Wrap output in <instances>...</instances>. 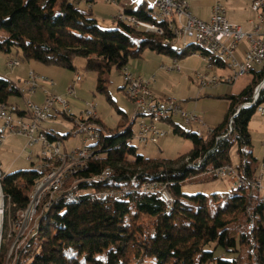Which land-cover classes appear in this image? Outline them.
I'll list each match as a JSON object with an SVG mask.
<instances>
[{
    "label": "trees",
    "instance_id": "16d2710c",
    "mask_svg": "<svg viewBox=\"0 0 264 264\" xmlns=\"http://www.w3.org/2000/svg\"><path fill=\"white\" fill-rule=\"evenodd\" d=\"M150 12L144 6L126 10L128 16L158 24L163 34L120 22L119 28L104 29L92 10L80 8L77 0H0V51L9 53L16 49L24 59L71 70H75V58L83 57L85 69L97 73L98 88L105 90L112 68L123 70L145 48L176 59L188 55L190 49L192 53L201 50L194 42L181 50L173 49L172 43L166 42L174 40L173 32ZM136 36L142 40L134 50ZM201 54L215 66L226 64L206 51L201 50ZM252 72L255 77L247 88L238 95H227L231 103L225 120L210 128L206 136L172 121L174 132L193 142L189 153L174 160L144 157L132 144L133 130L118 127L100 144V160L90 162L84 174L67 177V181L78 178L82 182L87 175L91 186L83 187L94 189L119 187L124 179L127 188H131L134 176L139 182L144 176L148 180L168 181L174 197L170 208L154 193L138 194L133 190L123 199H100L92 194L59 199L48 209L42 206L36 232L17 256H9L15 236L11 225L18 221L21 211L28 209L37 180L46 173L33 168L4 172L6 209L0 264H264V197L248 186L233 184L226 204L212 210L207 195L183 192L189 178L214 167L232 165L230 150L235 144L240 157H244L237 170L249 180L257 175L249 159L255 158L252 152H246V147L251 145L249 123L257 105L264 103V89L255 105L242 108L233 117L229 131L230 119L239 105L253 99L255 88L264 79V67ZM20 98L18 85L1 76L0 104L20 102ZM103 169L112 171V182L93 181V176ZM203 177L218 178L213 174ZM220 198L214 194L215 201ZM211 243L222 246L232 257H217L206 248Z\"/></svg>",
    "mask_w": 264,
    "mask_h": 264
},
{
    "label": "built area",
    "instance_id": "2783aa9c",
    "mask_svg": "<svg viewBox=\"0 0 264 264\" xmlns=\"http://www.w3.org/2000/svg\"><path fill=\"white\" fill-rule=\"evenodd\" d=\"M95 0H77V5L84 2ZM115 2L116 0H106ZM252 10L257 14L258 22H255L250 29H245L242 25L232 22L228 19L221 0H215L212 7V15L209 21L195 16L187 0H157L154 15L162 18H170L173 25L174 40H167L173 43L175 40L184 41L188 38H198L208 44L214 45L220 52H224L228 59L229 75L208 76L207 74H197V79L202 88L219 87L224 84L234 83L238 78L246 73L252 72L256 67H264V0H254L251 5ZM117 22L130 24L138 29H154L152 25L141 21L138 18L129 17L126 11L121 8L115 17ZM247 40L248 47L244 50L242 59L237 56V50L240 43ZM197 54L194 52L192 55ZM203 58L207 60L204 56ZM208 61V60H207ZM209 63V62H208ZM19 59L7 60V66L13 70L21 65ZM210 67L215 65L209 63ZM169 70L181 71L182 67L178 61L168 67ZM125 78L124 91L131 100L134 107V116L132 120L121 129L131 128L132 139L137 140L143 145H158L162 137L169 134V130L159 126L160 115L179 117L187 125L200 124L207 128L204 119L195 112H189L183 108L181 103L170 97H160L152 89V83L155 77H144L143 75L123 69ZM83 76L76 73L67 88V97L53 92L56 81L34 69H29L26 77L13 81L21 85L23 97L20 102H11L0 104V125L4 128V136L0 138V146L6 135H17L27 139V147H38L36 151H30L28 159L33 163V169L40 173H47V180H42L39 190H35L33 203L29 211H21L19 220L20 227L23 229L25 221H31L32 214L35 213L40 202H47V209L52 202L62 199H50L49 191L57 186H65V193L62 195H79L85 192H95L96 195H102L104 192H114L119 195V199L125 198L129 190H156V195L160 196L170 208L174 203V197L171 192L170 182L160 181L157 185H148V176L141 178V185L134 188H106L94 189L83 186H91V179L78 182L74 191H66V178L75 174H84L88 169L90 162L100 160V144L105 137L114 132L106 131L102 124L100 114L97 109V103L94 100L83 101L80 106H75L70 101L71 97H76L77 87L82 83ZM264 89V79L255 88L253 99L243 103L238 110L249 108L255 105ZM38 90H42L44 100L41 104L32 100V95ZM256 111L264 118V103L258 104ZM229 122V131L232 130L233 117ZM64 116L74 122V128L66 134L64 138L52 129L44 126L51 119ZM138 123L137 129H133V124ZM80 137L77 146L67 147L66 139L70 136ZM88 137H97V144H88ZM221 136L218 137V139ZM264 146V140H263ZM1 155V153H0ZM68 158V165L61 168H52L51 159ZM36 159V161H35ZM199 160V159H198ZM197 160V161H198ZM206 173L216 175L221 178H229L232 184H241L250 187L259 196L264 197V159L261 169L257 175L249 180L241 174L233 165L226 164L214 167ZM205 173V174H206ZM4 174L0 166V178ZM105 177V169L101 175L96 178ZM95 178V179H96ZM1 207H5L4 192H0V223ZM19 225V224H18ZM29 231L30 235L34 231Z\"/></svg>",
    "mask_w": 264,
    "mask_h": 264
},
{
    "label": "rangeland",
    "instance_id": "374dc122",
    "mask_svg": "<svg viewBox=\"0 0 264 264\" xmlns=\"http://www.w3.org/2000/svg\"><path fill=\"white\" fill-rule=\"evenodd\" d=\"M93 12L94 16H98L99 13L101 14L102 17L99 19V24L102 28L115 29L120 27L117 21L108 25L107 2L100 0L97 6H94ZM1 36H3V33H0V38ZM141 40L142 37L136 36L134 38V50L139 47ZM191 42H195L194 38H188L184 41L175 40L171 46L173 49L181 50L186 44ZM247 47V40H243L236 53L239 59H242L240 53ZM189 52L192 53L193 50L190 49ZM195 52L197 54L192 55L193 53H189L181 59H176L168 53L157 52L150 48H145L140 56L132 57L124 69H128L134 73L140 72L141 74L147 72L151 77L154 76L155 81L152 85L154 88H157V90H160L162 96L174 98L181 103L185 110L197 113L204 119L208 128L216 127L225 120L229 112L231 100L227 95L240 94L253 82L255 75L253 72H250L240 76L234 83L224 84L219 87L202 88L197 79V74L221 76L229 75L230 70L226 67H210L208 61L203 58L201 50L197 49ZM9 59H19L22 64L11 70L7 66V60ZM175 60L181 65V71L168 69ZM29 65H33L32 67L34 68V65L47 67L46 69L49 71L48 76L56 81L54 93L64 97H67V88L74 75L76 73L82 75L83 81L77 87L76 97H71L70 101L73 104L74 110L77 111L75 106H80L83 101L94 100L97 103V109L106 131L115 130L118 127L123 128L132 120L135 112L131 100L124 91L125 78L123 70H117L115 67L112 68L107 75L106 89L101 90L98 88L97 73L85 69V59L83 57L75 58V70H71L60 66L46 65L34 59H24L22 54L16 49H12L9 53L0 51V77H9L14 81H18L19 78L23 77L24 69L27 68V66L30 67ZM259 69H261L259 66L255 68V70ZM31 97L32 100L38 104H41L44 100V96L40 91ZM241 105H239V107ZM173 121L176 124H180L186 130H192L204 136L207 134V128L203 125H185L179 117H174ZM137 125L138 123H134L133 129L136 130ZM44 126L54 130L61 136H65L74 128V122L64 116H59L46 122ZM159 126L170 132L168 135L161 138L158 145H143L137 140H132V144L136 146L139 154L152 159L174 160L189 153L194 148V144L190 139L174 132V125L169 126L167 123H162L159 124ZM249 128L251 132V145L246 147V152L253 153V157L256 160L252 157L249 159L252 167L259 172L264 158V118L257 111L249 123ZM79 142L80 137L76 135L70 136L66 139V146L71 148L77 146ZM33 150L37 152L38 147H27V139L25 137L12 134L6 135L0 146V166L2 170L9 173L33 168L32 161L28 159L29 152ZM230 157L231 163L235 167L240 163L241 159H244V157H240L237 144L231 148ZM206 174L212 175L210 173ZM206 174L203 173L189 178L183 185V192L187 195H194L197 193L207 195L209 206L212 210H215L219 206H224L226 204V195L233 193L232 188L234 185L229 178L218 177L207 180L203 177ZM215 193L221 196L218 201L214 200ZM182 199L189 202V199L186 197H182ZM43 203L44 202H42V204ZM4 209H6V202ZM41 212L42 208L40 207L37 212V221L34 220L32 224L24 226L23 229L20 227L22 221L19 219L11 225V232L13 234L15 233V236H13V240L10 244L9 256L12 253L14 256L19 254V250L24 246L29 237L32 236L29 231L33 228L35 223L38 222ZM3 231L4 214L2 229L0 231V250L3 241ZM206 248L214 251L217 257H232L231 252L226 251L222 246H218L215 243H211Z\"/></svg>",
    "mask_w": 264,
    "mask_h": 264
},
{
    "label": "crops",
    "instance_id": "0c3cea01",
    "mask_svg": "<svg viewBox=\"0 0 264 264\" xmlns=\"http://www.w3.org/2000/svg\"><path fill=\"white\" fill-rule=\"evenodd\" d=\"M99 1L100 0L84 2L81 5H79V7L82 9H91L93 12L94 6L95 5L97 6ZM103 1L107 2V23L109 25L116 21L115 19L116 14L121 8H123L125 11L126 10L131 11V10L138 9L140 6H144L145 9L151 10L150 13H152L155 9L157 0H116L115 2H108L106 0H103ZM187 1L189 2L190 9L195 16L205 21L210 20L211 15H212V7L215 3V0H187ZM253 1L254 0H221V3L225 9L226 15L229 20L242 25L245 29H250L255 22L259 21L257 18V14L251 8ZM101 17L102 16L100 13L98 16H95L98 22H99V19H101ZM240 54L243 56L244 51H242ZM29 66L30 67L27 66V68L24 69L23 77L19 79L25 78L29 69H35L36 71L42 74H45L47 76L49 75L48 73L49 71L48 69H46L47 67L45 66L42 67L40 65L39 66L34 65L35 68L32 67L33 65L32 66L29 65ZM136 74L143 75L144 77H151V75L148 74L147 72L142 73V74L140 72H136ZM9 79L11 81H14L12 78H9ZM54 89H55V86L52 89L53 92H54ZM152 89L158 96L164 97L162 96L160 90H157V88H154L153 85H152ZM38 91H40L43 95L42 90H38ZM162 123H167L169 126L173 125V122L171 121L161 122L160 124Z\"/></svg>",
    "mask_w": 264,
    "mask_h": 264
},
{
    "label": "bare ground",
    "instance_id": "6f19581e",
    "mask_svg": "<svg viewBox=\"0 0 264 264\" xmlns=\"http://www.w3.org/2000/svg\"><path fill=\"white\" fill-rule=\"evenodd\" d=\"M151 14H152V17L154 19H156L157 21L164 22V24H166L168 26V28L173 32V25H172V23H170V18H162L159 15H154V12H152ZM129 17L135 18L134 16H129ZM144 22H146V21H144ZM146 23L148 25H152L154 27V29H149L148 31H154V32H157L159 34H163L164 33L163 28L161 26H159L158 24L149 23V22H146ZM173 34H174V32H173ZM194 41H195L194 42L195 45H197V47H199L202 51H206V53L208 52L211 55L224 60V62L226 63V64L224 63L225 64L224 67H228V59L226 58V55H225L224 52H220L218 49L215 48L214 45L208 44V43H206V42H204L202 40H198V38H194ZM166 42H169V41H166ZM18 88H19V90H20V92H21V94L23 96L22 86L18 85ZM169 121H171V122L173 121V118H171V116L160 115V123L161 122H169ZM185 125H187V124H185ZM0 133H1V135L4 136V128L1 125H0ZM88 144H97V137H88ZM64 165H68V158L51 159L52 168H61ZM76 175L77 174H75L73 177L76 178ZM98 175H101V173L98 174ZM96 176L97 175H94L93 178H92L93 181H95L96 183L97 182L98 183H105V182L110 183V182H112V179H113V174H112V171L110 169H106L105 170V177L96 178ZM2 177H3V174H2ZM2 177L0 178V192H3V189H2ZM42 180H47V173H46V175H43L42 178L37 180L35 188H34L32 194H31V203H30V205H29V207H28V209L26 211H29V209H30V207H31V205L33 203L34 192H35V190H39ZM78 182H79L78 178L74 179V181H67V178H66V191H74L76 186H77V184H78ZM158 182H160V181L149 179L148 180V185H157ZM121 185H124V184L121 182L119 187L113 186L112 188H121ZM140 185H141V181L139 182L136 176L131 178V188H134V186H140ZM234 185H241V184H234ZM108 188H111V187H108ZM125 188H127L126 185H125ZM133 191L137 192L138 194L145 193V190H133ZM62 193H65V186H57V188H54L52 191H49V198L50 199H59L62 196V199H75V198L79 197L82 194H90V195L92 194L95 197L100 198V199L119 197V195H117L114 192H104L102 195H96L95 192H85V193H81L79 195H62ZM149 193L156 194V190H149ZM44 203H45L44 205L42 204V202H40L38 204V211H39L40 207L42 208V206L47 207V202H44ZM52 203L49 205V207L52 205ZM4 210H5L4 207H1V220H2V222L0 223V231L2 229ZM38 211L36 209L35 213L32 214L31 221H25L23 223V227L27 226L29 224H32V222L34 220L37 221V218H38L37 217L38 216L37 212ZM34 226L35 227H34L33 234L37 230V222L35 223ZM32 229L30 231H32Z\"/></svg>",
    "mask_w": 264,
    "mask_h": 264
},
{
    "label": "water",
    "instance_id": "95a60500",
    "mask_svg": "<svg viewBox=\"0 0 264 264\" xmlns=\"http://www.w3.org/2000/svg\"><path fill=\"white\" fill-rule=\"evenodd\" d=\"M243 107H241L239 110H238V112L242 109ZM238 112H237V114H238Z\"/></svg>",
    "mask_w": 264,
    "mask_h": 264
}]
</instances>
